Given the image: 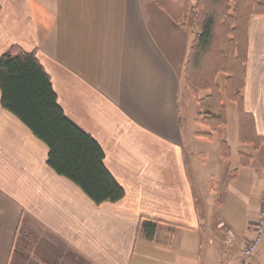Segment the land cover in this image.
Segmentation results:
<instances>
[{"label":"crops","instance_id":"0c3cea01","mask_svg":"<svg viewBox=\"0 0 264 264\" xmlns=\"http://www.w3.org/2000/svg\"><path fill=\"white\" fill-rule=\"evenodd\" d=\"M194 36L154 0H0V55L36 52L64 114L99 144L124 190L95 204L48 166L47 145L0 103V264L238 263L264 207V142L255 151L239 142L236 106L209 139L186 112ZM242 97L264 138V14L249 22ZM219 131L227 161L237 158L225 171L206 163ZM239 195L245 212L232 218ZM145 220L157 222L152 238ZM221 225L236 239L227 243ZM263 262L264 241L254 256Z\"/></svg>","mask_w":264,"mask_h":264},{"label":"trees","instance_id":"16d2710c","mask_svg":"<svg viewBox=\"0 0 264 264\" xmlns=\"http://www.w3.org/2000/svg\"><path fill=\"white\" fill-rule=\"evenodd\" d=\"M154 1L175 24L195 32L184 65V83L195 97L196 120L209 130L202 135L210 137L226 125V99L236 106L239 142L258 150L264 138L256 133L253 115L243 109L242 92L248 26L252 17L264 14V0H196L193 5L188 0ZM0 92L1 106L47 145V164L58 175L78 185L95 204L114 203L124 196L104 166L102 148L64 114L35 51L12 46L0 55ZM219 155L230 157L224 141ZM242 156L247 163L249 155ZM156 227L153 220L140 225L146 238L153 237Z\"/></svg>","mask_w":264,"mask_h":264},{"label":"rangeland","instance_id":"374dc122","mask_svg":"<svg viewBox=\"0 0 264 264\" xmlns=\"http://www.w3.org/2000/svg\"><path fill=\"white\" fill-rule=\"evenodd\" d=\"M220 78H223V75H221V77ZM220 80V79H219ZM221 83V89H222V93H223V85H222V82H220ZM220 89V90H221ZM186 93H185V95H184V98L186 99V100H188V101H190L191 102V104H188V102L186 101V103H185V109H186V112L187 111H190L189 112V114L191 115V117H194V118H197V115H198V113H199V111H198V107H197V104H196V102H195V97H194V95L187 89V87H186ZM201 94H203V93H201ZM182 104H183V99H182ZM224 104L226 105V108H227V120L228 121H230V122H232L233 120H234V115H235V104L234 103H232V102H229L228 100H224ZM223 128L224 127H221L220 129H218V130H223ZM206 129H208L207 127H206ZM218 130H216V131H218ZM213 132H215V131H213ZM222 133H223V131H222ZM222 133H220V131H219V133H217L216 134V137H215V146L214 145H212V143H211V147L213 146L214 147V149H215V151L214 150H212L211 149V151L208 153V156H207V161H206V163L208 164L207 166H210L211 168L213 167V168H218V169H223L224 171H225V167H234V165L236 164V162H237V158H236V161H235V159H231V161H227V159H222L221 158V156L219 155V146H220V143L222 142V139H224L223 138V136L221 135ZM202 134H205V133H202ZM210 137H211V135H210ZM210 137H208V139L210 138ZM214 142V141H213ZM214 153H216L215 155H213ZM234 157V156H233ZM194 165H196V162H195V160H194ZM222 170V171H223ZM223 175L224 174H220L219 172H217V177H220V179H222L223 178ZM219 179V180H220ZM222 181V180H221ZM221 181L219 182L220 183V189L217 191V201H220L221 200V198H222V185H221ZM232 194V193H231ZM254 194H255V190L250 194V197L252 196V197H254ZM216 196V195H215ZM243 197V200H245V197L244 196H241V195H239V196H234L233 198H232V202L234 203V205L233 206H229L228 207V212H227V214L230 216V217H232V218H236V214L238 213L239 215H241V214H243L244 212H245V207H244V205H242V203H241V198ZM218 208H219V206H218ZM222 208H224L223 207V205H222ZM261 216V215H260ZM221 226H223V225H221ZM226 227L225 226H223V227H221V229H222V231H224V234H225V241H227V243H228V237H227V235H226V229H225ZM263 241H264V239H263ZM262 264H264V262L262 263Z\"/></svg>","mask_w":264,"mask_h":264},{"label":"built area","instance_id":"2783aa9c","mask_svg":"<svg viewBox=\"0 0 264 264\" xmlns=\"http://www.w3.org/2000/svg\"><path fill=\"white\" fill-rule=\"evenodd\" d=\"M264 201V195L262 197ZM226 229V235L229 240L236 239L235 232L230 228ZM264 239V207L262 209L261 216L256 221L253 227V234L251 237L246 241L245 245L240 251L239 259L237 264H254V256L261 246Z\"/></svg>","mask_w":264,"mask_h":264}]
</instances>
